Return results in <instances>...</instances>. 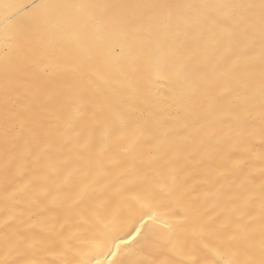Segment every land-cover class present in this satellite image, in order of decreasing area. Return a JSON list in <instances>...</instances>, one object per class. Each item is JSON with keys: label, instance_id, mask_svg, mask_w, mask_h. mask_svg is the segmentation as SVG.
I'll return each mask as SVG.
<instances>
[{"label": "bare ground", "instance_id": "6f19581e", "mask_svg": "<svg viewBox=\"0 0 264 264\" xmlns=\"http://www.w3.org/2000/svg\"><path fill=\"white\" fill-rule=\"evenodd\" d=\"M39 3L99 7L34 12L31 5ZM3 4L23 6L13 10L19 11L13 23L30 38L6 43L0 27V264H75L104 225L126 230L138 219L144 204L138 198L145 195L172 210L163 219L181 246L167 242L168 227L149 221L147 235L156 242L132 240L128 247H135L123 257L129 264H204L206 258L225 264L246 259L249 245L258 264L264 226L261 0ZM168 4L227 6L186 10L182 19L189 23L209 12L233 27L241 15L254 22L248 39L256 58L228 72L227 44L197 46L195 28L186 35L177 27L175 9H156L150 18L144 7ZM175 51L181 54L170 60ZM165 63L168 70L159 71ZM21 108L47 136L26 145L28 130L12 115ZM116 111L138 120L144 135L101 158L102 122ZM29 149L33 157L46 155L21 174L19 155ZM240 160L245 163L236 167Z\"/></svg>", "mask_w": 264, "mask_h": 264}, {"label": "snow or ice", "instance_id": "6c2138e0", "mask_svg": "<svg viewBox=\"0 0 264 264\" xmlns=\"http://www.w3.org/2000/svg\"><path fill=\"white\" fill-rule=\"evenodd\" d=\"M68 7H76L83 10H91L99 7L98 5L81 4V5H59V4H34L31 5L33 11L40 9H64ZM149 11L148 15L150 18H154V10L156 9H175L178 17L177 27L183 25L185 28L186 35H191V30L195 28L196 37L195 44L197 46L203 45L206 48L212 50H217L221 46L227 44V51L231 54V64L229 65L227 71L231 72L241 62H248L256 58V53L253 51L254 45L249 41V35L255 30L256 24L244 16H240L236 22V26L228 22V20L220 19L213 13H207L203 16H199L194 22H187L182 19L188 15L186 10L189 9H221L227 7L226 5L217 4H200V5H188V4H168V5H145ZM244 7V6H237ZM251 7V6H248ZM3 10V19L0 20V27L5 30L6 43H11L12 41H17L20 45L26 43L30 38V33L24 29H21L13 23L16 15L22 10L23 6L17 4H3L0 5ZM261 14L259 20V34H260V51L259 60L262 65H264V0H261L260 4ZM171 18V16H170ZM54 19H59L54 17ZM211 21V24L209 23ZM243 27V31L237 35L239 28ZM181 53L175 51L172 54L170 60H175L177 56ZM159 71H167V63L158 68ZM260 93H261V109L264 112V73L261 75L260 80ZM13 118L19 121L22 128H27L29 133V140L25 143H36L40 140L41 136H47L48 133L44 131L43 125L35 118H30L28 115L27 108H21L19 111L13 112ZM227 119L224 123H227ZM103 143L100 147L99 156L102 158L107 155L112 148L120 149V146L127 140L132 144L139 142L141 136L144 135V130L141 127L138 120H136L132 115L126 112L116 111L112 114L110 118L103 121ZM67 131L63 135H67ZM91 143V133H89L88 141L86 147ZM123 151H128V149H122ZM46 155L45 153H38L35 157L32 156L31 150L20 153L19 155V165L21 174L26 171L27 166L30 162L38 161L41 156ZM102 163V159L98 161ZM245 163L244 160L237 161L235 166L239 167ZM243 196V191L237 194V198ZM262 198H264V189H262ZM144 201L143 207L140 209L142 214L138 219H132L129 222L126 230L116 229L115 226L104 225L99 231H97L93 236V241L87 247V251L79 253L80 259L75 262V264H129V261L125 260L123 257L133 250V247H128L132 240H136L137 237H141V240L137 241V244L153 245L156 241L150 239L147 235L148 229L145 225L149 221L154 224H161L164 227L170 229L167 235V242L172 245L173 248H179L181 246L178 239H174L171 233V225L163 219V216L171 212V209L166 208L162 204H155V197L145 195L144 197H139ZM97 224H102L103 221L97 216ZM142 230L145 235H141ZM209 252L219 255L218 248L209 244L204 245ZM259 252L261 254V260L258 264H264V226L261 228V238L259 241ZM244 255L246 259L243 261L239 259H231L225 262V264H257L253 259L254 248L249 245V248L245 250ZM26 264H36L33 261H27ZM138 264H151L149 261H140ZM163 264V262H161ZM193 264H200L199 261L194 260ZM204 264H221L219 260L206 258Z\"/></svg>", "mask_w": 264, "mask_h": 264}]
</instances>
